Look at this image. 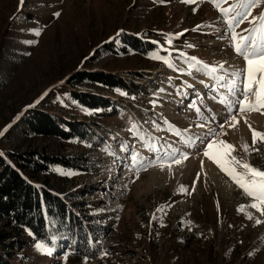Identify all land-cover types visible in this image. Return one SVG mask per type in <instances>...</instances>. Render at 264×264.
I'll return each instance as SVG.
<instances>
[{
  "label": "rangeland",
  "instance_id": "1",
  "mask_svg": "<svg viewBox=\"0 0 264 264\" xmlns=\"http://www.w3.org/2000/svg\"><path fill=\"white\" fill-rule=\"evenodd\" d=\"M261 12L264 5L252 14ZM250 27L245 22L236 31L246 35L243 29ZM227 30L210 0H24L22 6L20 0H0V156L8 161L11 154L33 151L60 159L62 165L51 164L43 174L23 175L62 196L74 217L73 227L61 233L49 222L46 241L25 230L29 245L11 254L15 264H264V215L203 156L204 144L189 148L173 134L220 131L227 112L218 101L227 88L213 91L217 81L207 70H193L191 58L223 65L226 71L216 75L244 69ZM122 39L139 48H124ZM86 71L118 76L126 90L67 83ZM72 91L103 96L113 109L85 108ZM192 103L207 118L203 129L196 126L204 121L188 107ZM38 108L78 121L92 135L63 141L24 133L23 119ZM130 128H139L144 139ZM253 129L264 133V109L238 116L220 139L233 145L232 155L264 170V143L250 154L242 147L251 146ZM149 136L189 158L171 172L153 167L137 178L131 156L153 158L143 146ZM37 242L52 254L37 251Z\"/></svg>",
  "mask_w": 264,
  "mask_h": 264
},
{
  "label": "snow or ice",
  "instance_id": "2",
  "mask_svg": "<svg viewBox=\"0 0 264 264\" xmlns=\"http://www.w3.org/2000/svg\"><path fill=\"white\" fill-rule=\"evenodd\" d=\"M184 2L193 3L195 0H184ZM210 2L217 8L221 16L225 17L228 29L226 34L229 37L230 44L235 53L243 57L246 67L227 72L226 75H216L218 71H226L223 65L210 67L192 57L194 64L191 67L193 70L197 72L207 70L209 77L217 81V85H213V91H218L219 87L227 88L226 94H220L221 99L218 101V103L224 105L227 117L224 123L218 125L220 131L209 127L206 133L195 136H184L179 130L174 131L173 134L180 137L181 143L189 148L195 147L197 141L204 144L203 156L215 164L237 188L242 190L246 197L251 198L253 202L249 207L264 215V170H260L252 166L250 162L232 155L235 151L233 145L220 139L221 136L227 135L226 126L228 128L236 126L238 116L246 112L264 109V12L259 13V15L252 14L253 9L264 5V0H232V2H229V0H210ZM23 3L24 0H20V6ZM224 4L227 6H222ZM54 15L59 16L60 13L57 12ZM245 22L252 25L250 28L243 29V33H247L246 35L236 31V28H239ZM199 27L198 25L197 28ZM35 34L39 35L40 33L36 31ZM189 47L192 46L189 45ZM152 58L161 59L163 62L168 63L166 59L159 56ZM168 66L172 67L173 65L169 63ZM225 80H227L226 85L223 83ZM212 99L215 100L216 97L213 96ZM188 107L195 108L197 115L204 121V123L196 125L198 128L203 129L207 123V118L203 116L199 108L195 107L194 103L189 104ZM211 119L215 121L216 117L213 116ZM155 127L159 129L160 126L156 124ZM249 127L251 128V125ZM129 131L139 139H144V133L139 128H136L134 132L130 128ZM184 131L187 132L188 130L185 129ZM148 141L143 146L154 154L153 158L148 159L138 152L131 156L130 171H134L137 178H139L140 172L153 167H158L161 171L167 169L171 172L173 165H180L189 158L187 153L173 147L172 144L166 141L163 144H158L157 140L150 136ZM258 143H264V133L253 129L252 144L251 146L247 143L243 144L244 152L249 154L253 151L259 152L256 147ZM122 151H128V146L123 145ZM201 165H203V160ZM61 174L71 175V173L66 172H61ZM180 191H187V189L181 186ZM244 208L245 206L241 205L238 211H243ZM159 211H162V209L158 208L157 212ZM155 218L156 216L153 214V219ZM248 218L251 219V215ZM256 223L259 224L261 221L257 220ZM35 247L42 254H52V249L41 242H37ZM102 255H107V253H102Z\"/></svg>",
  "mask_w": 264,
  "mask_h": 264
},
{
  "label": "trees",
  "instance_id": "3",
  "mask_svg": "<svg viewBox=\"0 0 264 264\" xmlns=\"http://www.w3.org/2000/svg\"><path fill=\"white\" fill-rule=\"evenodd\" d=\"M124 48H139L132 40L122 39ZM69 85H94L114 90H126L125 82L118 76L100 72H77L67 80ZM77 104L93 111L113 109V102L92 93H70ZM24 133L63 141H87L92 135L80 122H67L42 109L30 110L23 119ZM9 161L12 164H9ZM62 165L60 159L44 157L30 151L9 155L8 161L0 156V264H15L11 254L17 255L29 242L23 236L28 230L36 241H46L48 224L52 222L58 232L74 225L70 207L62 196L43 186H36L32 177L45 173L49 166ZM24 173L29 177L25 178ZM2 231H5L4 233Z\"/></svg>",
  "mask_w": 264,
  "mask_h": 264
}]
</instances>
